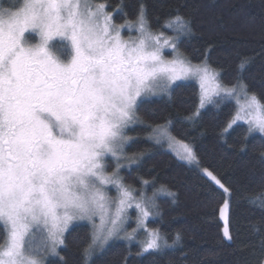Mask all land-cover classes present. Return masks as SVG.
<instances>
[{
    "label": "snow or ice",
    "instance_id": "obj_1",
    "mask_svg": "<svg viewBox=\"0 0 264 264\" xmlns=\"http://www.w3.org/2000/svg\"><path fill=\"white\" fill-rule=\"evenodd\" d=\"M126 7L109 0H0V264H45L48 256H59L65 234L78 221L91 229L82 241L83 264H93V256L115 240L136 242V255L180 244L179 232L169 243L167 233L148 224L163 216L157 198L166 195L175 203L177 194L166 185L155 187V179L141 178L137 189L120 174L142 156L125 153L134 140L126 133L143 123L140 105L170 94L178 81L199 84V104L184 119L194 122L206 105L234 101L222 134L244 122L245 140L264 135V91L252 90L243 75L250 57L240 58L235 77L225 83L222 70L208 63L207 50L195 65L181 51L193 28L179 9L154 25L147 5L137 0L134 18L117 24ZM123 30L136 35L125 38ZM56 37L66 43L56 44ZM150 139L167 143L188 164L199 163L194 147L172 134L171 120L152 127ZM203 171L229 197L220 215L223 236L232 240V189ZM259 188L247 199L264 213V180Z\"/></svg>",
    "mask_w": 264,
    "mask_h": 264
},
{
    "label": "trees",
    "instance_id": "obj_2",
    "mask_svg": "<svg viewBox=\"0 0 264 264\" xmlns=\"http://www.w3.org/2000/svg\"><path fill=\"white\" fill-rule=\"evenodd\" d=\"M109 2L128 5L124 15L116 16L117 24L134 18L132 13L137 0ZM143 2L154 25L157 20L163 23L169 15H175L176 9L191 20L193 34L184 40L181 51L193 64H199L207 50L208 63L222 70V80L227 83L235 77L240 58L250 57L251 63L243 75L252 90L264 91V0ZM31 42L36 43L37 38ZM178 84L180 86L174 87L170 94L147 98L140 105L138 114L143 123L133 125L126 133L134 140L126 145L125 153L142 156L130 168H123L121 175L126 183L137 189L141 187V178L155 179V187L166 185L177 194L175 203L166 195L157 198L163 216L150 219L148 224L167 233L169 243L179 232L181 242L162 252L136 255L140 251L136 242L129 245L126 241L116 240L93 256V264H124L125 257L127 264H264V213L247 199L259 195V186L264 180V158L261 156L264 136L256 132L245 140L247 125L243 122L222 134L235 111L234 101H225L219 107L208 105L194 122L184 119L199 104V85L193 81ZM166 120L172 121L174 136L194 147L199 166L181 161L166 143L157 144L150 139L152 127ZM203 169L213 172L232 189L229 212L232 240L223 236L225 224L220 215V207L229 197L204 174ZM152 191V187L146 189L148 195ZM254 227L259 232L254 231ZM90 230V225L85 222L73 225L65 235V246L59 249V256L49 258L46 264H83L82 241Z\"/></svg>",
    "mask_w": 264,
    "mask_h": 264
},
{
    "label": "rangeland",
    "instance_id": "obj_3",
    "mask_svg": "<svg viewBox=\"0 0 264 264\" xmlns=\"http://www.w3.org/2000/svg\"><path fill=\"white\" fill-rule=\"evenodd\" d=\"M96 2H98V1H96ZM29 34H34V35H36L35 33H29ZM136 35V33H135V31H128V30H123L122 31V36H124L125 38H127L128 36H135ZM55 41H62L59 37H56V38H54V42ZM37 42H38V36H37ZM164 54H165V56L167 57V58H169V59H171L172 58V53H171V51L169 50V49H165V51H164ZM195 65V64H194ZM189 81H193V82H196V83H198L197 81H195V80H189ZM178 82H187V81H178ZM177 82V83H178ZM199 85V84H198ZM159 95H162V94H158V95H153V96H151V97H154V96H159ZM150 98V97H149ZM208 105H210V104H208ZM208 105H206L204 108H206ZM204 108H202V109H204ZM202 109H200V111L202 110ZM244 123V122H243ZM246 124V123H245ZM260 134V133H259ZM264 136V135H263ZM167 144V143H166ZM168 145V144H167ZM125 147H126V145H125ZM170 149V148H169ZM171 150V149H170ZM172 151V150H171ZM173 152V151H172ZM174 153V152H173ZM175 154V153H174ZM110 159V161H108L110 164H112V166L114 167L115 166V163H114V161H112L111 160V158L110 157H108V160ZM181 160V159H180ZM181 161H183V160H181ZM183 162H185V163H187L186 161H183ZM121 163L122 164H126L127 162L126 161H121ZM188 164V163H187ZM189 165H192V166H199V164H189ZM124 168H126V167H124ZM123 169V168H122ZM121 169V170H122ZM112 170V168H109L108 169V171L110 172ZM204 172V171H203ZM120 174H121V172H120ZM205 175H206V173H204ZM210 178V177H209ZM214 182V181H213ZM215 183V182H214ZM219 186V185H218ZM108 194L110 195V196H113V197H115L116 196V191H115V189L114 188H109V190H108ZM228 199V198H227ZM131 215L133 216V218L135 217V211L134 210H132L131 211ZM222 219H223V217H222ZM79 222H85V223H88L87 221H78V222H76V223H79ZM223 222H224V224H225V221H224V219H223ZM75 223V224H76ZM74 224V225H75ZM132 227H135V225L133 224L132 225ZM66 235V234H65ZM116 241V240H115ZM122 241H124V240H122ZM113 242V241H112ZM127 242V241H126ZM111 243V242H110ZM51 257H54V256H48L47 257V259H46V261H45V264L47 263V260L49 259V258H51Z\"/></svg>",
    "mask_w": 264,
    "mask_h": 264
}]
</instances>
